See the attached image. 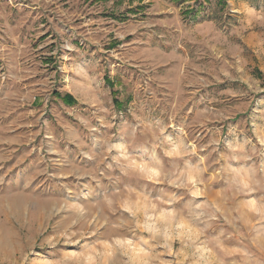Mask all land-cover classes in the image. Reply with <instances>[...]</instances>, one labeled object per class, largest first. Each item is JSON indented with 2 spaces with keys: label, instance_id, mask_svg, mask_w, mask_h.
I'll return each mask as SVG.
<instances>
[{
  "label": "rangeland",
  "instance_id": "rangeland-1",
  "mask_svg": "<svg viewBox=\"0 0 264 264\" xmlns=\"http://www.w3.org/2000/svg\"><path fill=\"white\" fill-rule=\"evenodd\" d=\"M0 264H264V0H0Z\"/></svg>",
  "mask_w": 264,
  "mask_h": 264
},
{
  "label": "trees",
  "instance_id": "trees-1",
  "mask_svg": "<svg viewBox=\"0 0 264 264\" xmlns=\"http://www.w3.org/2000/svg\"><path fill=\"white\" fill-rule=\"evenodd\" d=\"M56 95L59 96V97H61V98H63L64 101L67 102V103H69V104H71V103L73 104V103L76 102V100L74 99V97L71 94H69V93L65 94L64 96H62L60 93H58ZM115 101H116V105L118 107H120L121 102L118 101V100H115Z\"/></svg>",
  "mask_w": 264,
  "mask_h": 264
}]
</instances>
